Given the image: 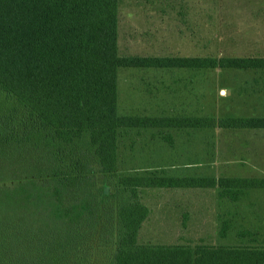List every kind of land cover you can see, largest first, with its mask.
<instances>
[{"label":"trees","instance_id":"obj_1","mask_svg":"<svg viewBox=\"0 0 264 264\" xmlns=\"http://www.w3.org/2000/svg\"><path fill=\"white\" fill-rule=\"evenodd\" d=\"M122 1L0 0V264H264V241L226 220L230 244L140 241L145 191L237 203L264 177L119 174L117 157L129 129L264 130V117L120 115V69L264 72V57L120 56Z\"/></svg>","mask_w":264,"mask_h":264},{"label":"rangeland","instance_id":"obj_2","mask_svg":"<svg viewBox=\"0 0 264 264\" xmlns=\"http://www.w3.org/2000/svg\"><path fill=\"white\" fill-rule=\"evenodd\" d=\"M117 44L128 57H264V0H123ZM117 93L120 115L264 117L262 71L120 69ZM117 145L119 174L264 177V130L129 129ZM247 192L232 203L217 190L145 191L140 241L230 244L236 235L217 236L224 220L264 241V191Z\"/></svg>","mask_w":264,"mask_h":264}]
</instances>
